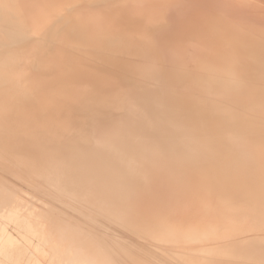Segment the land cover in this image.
Listing matches in <instances>:
<instances>
[{
	"label": "bare ground",
	"instance_id": "bare-ground-1",
	"mask_svg": "<svg viewBox=\"0 0 264 264\" xmlns=\"http://www.w3.org/2000/svg\"><path fill=\"white\" fill-rule=\"evenodd\" d=\"M0 215V264H264V0H0Z\"/></svg>",
	"mask_w": 264,
	"mask_h": 264
},
{
	"label": "rangeland",
	"instance_id": "rangeland-1",
	"mask_svg": "<svg viewBox=\"0 0 264 264\" xmlns=\"http://www.w3.org/2000/svg\"><path fill=\"white\" fill-rule=\"evenodd\" d=\"M0 222H1V215H0ZM5 226H6L7 230H8V233H10L11 236L13 234L15 235V237H14V235L12 236L13 238H15V239L19 238V240H23V238L18 236L19 235L18 231L16 229H14L15 227H13V224H5ZM24 236H25V238H27L29 240V245L31 243L34 246H37L39 248V250H40V253H45V250H43V249H45L44 248V237L42 239L39 238V237H31L28 233H26ZM63 253H64V251H58L59 255H61ZM57 260L58 259L52 260V256L51 255H46V256H44L43 264H62V262H58Z\"/></svg>",
	"mask_w": 264,
	"mask_h": 264
}]
</instances>
